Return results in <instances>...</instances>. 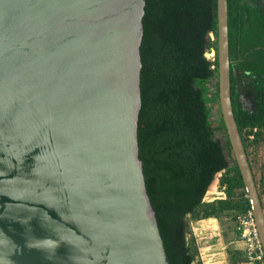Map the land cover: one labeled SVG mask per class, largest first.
<instances>
[{
    "label": "water",
    "instance_id": "water-1",
    "mask_svg": "<svg viewBox=\"0 0 264 264\" xmlns=\"http://www.w3.org/2000/svg\"><path fill=\"white\" fill-rule=\"evenodd\" d=\"M145 0H0V264H169L139 157ZM221 117L264 253L217 0Z\"/></svg>",
    "mask_w": 264,
    "mask_h": 264
},
{
    "label": "trees",
    "instance_id": "trees-1",
    "mask_svg": "<svg viewBox=\"0 0 264 264\" xmlns=\"http://www.w3.org/2000/svg\"><path fill=\"white\" fill-rule=\"evenodd\" d=\"M244 2L247 14L264 18V0ZM144 9L139 157L168 262L190 264L197 251L185 241L186 216L201 204L215 174L233 168L237 179L228 182L244 186L227 134L219 142L211 133L208 89L201 85L213 80L218 98L217 54L214 61L205 56L208 33L217 35V0H145ZM227 9L230 57L232 0ZM229 67L232 109L246 151L243 130L264 120V70L256 57L230 60ZM236 69L252 88V105L238 97ZM221 125L225 130L222 117ZM249 208L245 197L241 213Z\"/></svg>",
    "mask_w": 264,
    "mask_h": 264
},
{
    "label": "rangeland",
    "instance_id": "rangeland-1",
    "mask_svg": "<svg viewBox=\"0 0 264 264\" xmlns=\"http://www.w3.org/2000/svg\"><path fill=\"white\" fill-rule=\"evenodd\" d=\"M244 4V0H232L230 60L236 63L244 58L256 57L264 70V18L247 14ZM208 38L211 43L205 50V56L214 61L217 35L209 32ZM240 73L239 69L235 70L238 97L252 105V88L239 77ZM201 85L208 89L206 96L211 109V133L216 140L223 142L226 131L221 125L219 100L212 94L214 81ZM243 137L264 211V120L258 126L245 128ZM230 178L237 179L233 168L217 172L194 214L186 216L188 229L185 241L191 250L197 251L191 264H264V257L249 259L245 254V242L237 225V216L241 214L240 203L247 193L244 186L228 182ZM243 191L245 194L241 197L239 193Z\"/></svg>",
    "mask_w": 264,
    "mask_h": 264
},
{
    "label": "built area",
    "instance_id": "built-area-1",
    "mask_svg": "<svg viewBox=\"0 0 264 264\" xmlns=\"http://www.w3.org/2000/svg\"><path fill=\"white\" fill-rule=\"evenodd\" d=\"M237 225L242 230L247 258L263 259V248L251 208L237 216Z\"/></svg>",
    "mask_w": 264,
    "mask_h": 264
},
{
    "label": "bare ground",
    "instance_id": "bare-ground-1",
    "mask_svg": "<svg viewBox=\"0 0 264 264\" xmlns=\"http://www.w3.org/2000/svg\"><path fill=\"white\" fill-rule=\"evenodd\" d=\"M212 189H214V184L211 185ZM208 259V258H207Z\"/></svg>",
    "mask_w": 264,
    "mask_h": 264
},
{
    "label": "flooded vegetation",
    "instance_id": "flooded-vegetation-1",
    "mask_svg": "<svg viewBox=\"0 0 264 264\" xmlns=\"http://www.w3.org/2000/svg\"><path fill=\"white\" fill-rule=\"evenodd\" d=\"M191 264V263H190Z\"/></svg>",
    "mask_w": 264,
    "mask_h": 264
}]
</instances>
